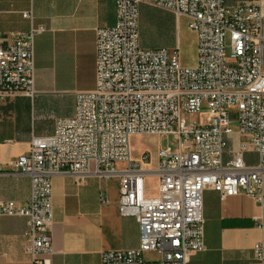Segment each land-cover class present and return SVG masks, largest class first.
I'll list each match as a JSON object with an SVG mask.
<instances>
[{
  "label": "built area",
  "instance_id": "built-area-1",
  "mask_svg": "<svg viewBox=\"0 0 264 264\" xmlns=\"http://www.w3.org/2000/svg\"><path fill=\"white\" fill-rule=\"evenodd\" d=\"M146 0H114L117 21L96 40V87L76 95L72 117L59 120L50 137L33 138L28 154L15 163L30 180L25 206L8 201L0 217L26 220L24 252L33 264H51L52 177L67 173L84 183L90 174L120 175V214L139 226L135 249L106 251L101 264H188L205 250L203 194L221 201L244 194L264 207V16L260 0L233 6L226 0H153L186 18L196 35V65L184 68L179 49H146L140 44L139 5ZM22 17L32 21L31 12ZM42 28L9 41L0 33V97L33 98L34 45ZM229 38L231 54L227 55ZM206 109V111H204ZM198 116L199 121L189 120ZM237 121L240 148L223 157ZM170 139L158 151V168L141 169L132 159L131 138ZM244 149L257 153L246 164ZM149 153L141 154L147 162ZM116 162L127 167L114 170ZM159 180L158 196L148 198L145 178ZM157 253L154 261L145 253ZM264 264V245L254 249Z\"/></svg>",
  "mask_w": 264,
  "mask_h": 264
},
{
  "label": "crops",
  "instance_id": "crops-1",
  "mask_svg": "<svg viewBox=\"0 0 264 264\" xmlns=\"http://www.w3.org/2000/svg\"><path fill=\"white\" fill-rule=\"evenodd\" d=\"M232 1L227 5L252 0ZM152 2L139 5V31L140 10L157 8ZM260 5L264 16V0ZM24 12L32 13V21L22 17ZM167 13L178 23L180 18ZM116 21L114 0H0V33L10 42L32 27L43 29L34 45L35 96L0 97V205L8 201L26 205L30 180L18 172L15 163L29 153L33 138L52 136L59 120L73 116L77 93L95 89L97 32L113 27ZM238 137L236 149L242 141ZM232 149L228 138L224 162ZM244 157L247 165L258 164L257 153L248 149ZM149 158L142 162L141 155H133L132 150V159L141 169L156 170L158 153L154 166ZM126 167L116 162L114 170L122 172ZM76 180L67 173L51 179V264H101L103 252L137 248L138 223L120 214V175L90 174L82 184ZM145 182L146 196L157 197L158 177L148 175ZM202 211L205 250L194 253L188 264H254L255 245H264V207L244 194L221 201L216 191L206 190ZM25 231L24 218L0 217V264H33L24 252Z\"/></svg>",
  "mask_w": 264,
  "mask_h": 264
},
{
  "label": "rangeland",
  "instance_id": "rangeland-1",
  "mask_svg": "<svg viewBox=\"0 0 264 264\" xmlns=\"http://www.w3.org/2000/svg\"><path fill=\"white\" fill-rule=\"evenodd\" d=\"M231 2H235L232 1ZM140 43L146 49L167 48L173 50L178 46L180 64L184 68L196 65V38L190 31L186 18H180L178 23L170 14L157 8L145 6L140 10ZM179 39L178 43L177 40ZM229 38L226 41L227 55L231 54ZM206 111V109H204ZM189 120L199 121V117L189 116ZM234 133L231 135L233 151L237 150L239 139L237 121L232 117ZM170 139L166 137L136 136L131 138L133 155L138 156L143 152L150 154L149 162L155 165L156 154L160 149L167 147ZM244 151H248L244 149ZM156 255L152 252L144 254V260L154 261Z\"/></svg>",
  "mask_w": 264,
  "mask_h": 264
},
{
  "label": "trees",
  "instance_id": "trees-1",
  "mask_svg": "<svg viewBox=\"0 0 264 264\" xmlns=\"http://www.w3.org/2000/svg\"><path fill=\"white\" fill-rule=\"evenodd\" d=\"M227 3H230V0H227Z\"/></svg>",
  "mask_w": 264,
  "mask_h": 264
}]
</instances>
